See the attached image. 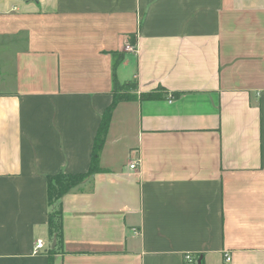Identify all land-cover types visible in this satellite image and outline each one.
I'll return each mask as SVG.
<instances>
[{"label":"crops","instance_id":"0c3cea01","mask_svg":"<svg viewBox=\"0 0 264 264\" xmlns=\"http://www.w3.org/2000/svg\"><path fill=\"white\" fill-rule=\"evenodd\" d=\"M113 75L137 97L111 113L102 171L62 196L56 243L46 176L88 170ZM49 248L264 264V0H0V264Z\"/></svg>","mask_w":264,"mask_h":264},{"label":"trees","instance_id":"16d2710c","mask_svg":"<svg viewBox=\"0 0 264 264\" xmlns=\"http://www.w3.org/2000/svg\"><path fill=\"white\" fill-rule=\"evenodd\" d=\"M121 56L118 55L115 62L120 61ZM133 82L120 83L115 75H113V87L111 90L112 101L102 112L101 119L97 128L96 135L93 140L91 157L88 170L85 172L67 173L65 171H59L54 174H48L47 179V203L50 207L47 222L48 231L51 240H55L58 243L62 235V212L60 201L64 194H66L72 188L80 185L86 179L96 172L102 171L99 165L100 153L105 141V135L109 126L110 117L116 104L122 100H130L137 97L136 94L132 93L135 89ZM157 91H164L163 88H157L155 91L142 92L139 97L141 99H155L160 95ZM179 95V93L175 94ZM54 248H49V264L51 261V252ZM51 254V255H50Z\"/></svg>","mask_w":264,"mask_h":264},{"label":"built area","instance_id":"2783aa9c","mask_svg":"<svg viewBox=\"0 0 264 264\" xmlns=\"http://www.w3.org/2000/svg\"><path fill=\"white\" fill-rule=\"evenodd\" d=\"M125 50H133V48L131 46H129V45H126L125 46ZM136 165H137L136 162H132V163L129 164V167L133 169V168H135ZM132 231H133L134 234L139 233V230L136 229V228H132ZM44 246H45L44 241L42 239H37L36 242H35V245H34V252L42 250L44 248ZM185 259L187 261H191L192 257L189 254H187L185 256ZM225 261L226 262L230 261V255L229 254H225Z\"/></svg>","mask_w":264,"mask_h":264},{"label":"water","instance_id":"95a60500","mask_svg":"<svg viewBox=\"0 0 264 264\" xmlns=\"http://www.w3.org/2000/svg\"><path fill=\"white\" fill-rule=\"evenodd\" d=\"M53 245H54V242H53Z\"/></svg>","mask_w":264,"mask_h":264}]
</instances>
